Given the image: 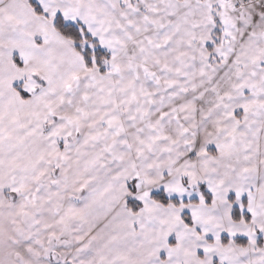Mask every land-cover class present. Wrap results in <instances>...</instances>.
<instances>
[{"label":"snow or ice","instance_id":"obj_1","mask_svg":"<svg viewBox=\"0 0 264 264\" xmlns=\"http://www.w3.org/2000/svg\"><path fill=\"white\" fill-rule=\"evenodd\" d=\"M0 264H264V0H0Z\"/></svg>","mask_w":264,"mask_h":264}]
</instances>
